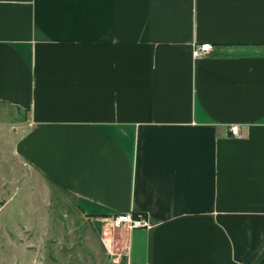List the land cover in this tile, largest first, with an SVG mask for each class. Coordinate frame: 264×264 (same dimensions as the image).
<instances>
[{
	"label": "crops",
	"instance_id": "obj_1",
	"mask_svg": "<svg viewBox=\"0 0 264 264\" xmlns=\"http://www.w3.org/2000/svg\"><path fill=\"white\" fill-rule=\"evenodd\" d=\"M0 113L63 201L51 261L241 264L264 239V0H0Z\"/></svg>",
	"mask_w": 264,
	"mask_h": 264
},
{
	"label": "rangeland",
	"instance_id": "obj_2",
	"mask_svg": "<svg viewBox=\"0 0 264 264\" xmlns=\"http://www.w3.org/2000/svg\"><path fill=\"white\" fill-rule=\"evenodd\" d=\"M13 126L7 115L0 113V205L7 202L0 209V264H60L59 259H50L59 247L44 237L42 225L47 217L64 212L59 210L63 201L41 177L19 167L12 152ZM32 204L39 205L28 210ZM259 255L241 264H254Z\"/></svg>",
	"mask_w": 264,
	"mask_h": 264
},
{
	"label": "built area",
	"instance_id": "obj_3",
	"mask_svg": "<svg viewBox=\"0 0 264 264\" xmlns=\"http://www.w3.org/2000/svg\"><path fill=\"white\" fill-rule=\"evenodd\" d=\"M211 48L209 43L194 44L192 46L191 55L193 58L202 56L208 52ZM229 131L232 135L238 134V125L233 124L229 127ZM112 223L115 227H125L127 229L148 226V219L143 215H137L133 217L131 214L122 213L111 217Z\"/></svg>",
	"mask_w": 264,
	"mask_h": 264
},
{
	"label": "trees",
	"instance_id": "obj_4",
	"mask_svg": "<svg viewBox=\"0 0 264 264\" xmlns=\"http://www.w3.org/2000/svg\"><path fill=\"white\" fill-rule=\"evenodd\" d=\"M263 251H264V239H263L262 242L257 246V248H255V250H253V251L249 254V256H247V258L250 257V256H254V255H256V254L259 253V252H260V255H261ZM260 255H259V256H260ZM247 258H246V259H247ZM246 259H245V260H246ZM261 264H264V261H263Z\"/></svg>",
	"mask_w": 264,
	"mask_h": 264
},
{
	"label": "water",
	"instance_id": "obj_5",
	"mask_svg": "<svg viewBox=\"0 0 264 264\" xmlns=\"http://www.w3.org/2000/svg\"><path fill=\"white\" fill-rule=\"evenodd\" d=\"M263 261H264V251L262 252L260 257L258 258V260L254 264H261Z\"/></svg>",
	"mask_w": 264,
	"mask_h": 264
}]
</instances>
